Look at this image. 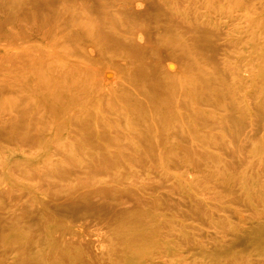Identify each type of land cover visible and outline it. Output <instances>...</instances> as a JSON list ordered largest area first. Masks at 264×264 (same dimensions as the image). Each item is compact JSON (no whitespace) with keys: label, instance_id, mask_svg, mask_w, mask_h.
<instances>
[{"label":"rangeland","instance_id":"1","mask_svg":"<svg viewBox=\"0 0 264 264\" xmlns=\"http://www.w3.org/2000/svg\"><path fill=\"white\" fill-rule=\"evenodd\" d=\"M8 2L21 8L8 26L12 50L33 54L21 47L28 30L59 34L80 51L78 60H95V74L83 72L81 78L91 83L88 99L100 108L89 110L97 121L91 126L81 100L79 109L67 108L59 132L28 156L34 164L20 173V162L0 164V260L26 259L5 244L7 230L16 229L41 239L46 260L61 241L83 264H264V61L263 52L255 50L264 45L259 35L264 0ZM0 5L6 4L0 0ZM220 5L224 11L219 15L214 8ZM249 6L262 18L252 12L246 19ZM109 35L135 42L140 51L109 44ZM91 36L100 40L102 59L98 46L91 47ZM43 42L33 45L34 54L44 55H37L39 60L74 68L53 41ZM117 53L127 56L126 63L144 58L156 82L171 68L180 81L190 80L171 84L176 92L172 110H150L152 100L135 94L137 78L129 73L99 70ZM26 69L24 62L13 67ZM65 94L52 92L42 101ZM135 97L141 105L137 111L125 105ZM1 101L9 108L4 123L11 116L16 124L5 130L15 140L0 138V148L31 154L20 139L46 133L37 114L32 116L35 108L16 93ZM21 110L30 117L21 116ZM175 110L186 121L169 126L158 119ZM133 115L151 121L153 130ZM166 142L176 150L163 153ZM49 223L67 225L74 234L46 239Z\"/></svg>","mask_w":264,"mask_h":264},{"label":"bare ground","instance_id":"2","mask_svg":"<svg viewBox=\"0 0 264 264\" xmlns=\"http://www.w3.org/2000/svg\"><path fill=\"white\" fill-rule=\"evenodd\" d=\"M2 1L6 5L5 7H2L0 5V122L4 124V125H0V138H3L8 142H13L15 140V138L10 136L11 134L8 135L5 133L6 129L8 130L9 127L16 124L14 122V119H11V116H9V120H6L7 121L6 123H4L3 121L5 120L4 118L5 113L7 109L9 108H8V103H5V101L3 102L1 101V97H3L7 93L9 94L16 93L17 95L24 97L25 101L30 102L35 108V110H33L34 114L32 116L34 117L37 114L35 116L36 121L39 122L47 130V131L45 130L46 133H43V134L40 133L38 134V136H35L33 139L28 137L27 135L24 136L23 138L20 137L21 138L20 142L22 143V147L23 148L25 147L29 153L32 152L31 154L25 153L23 151L21 152L19 149L15 150L16 152H19V154H16L14 153V151L6 150L3 147L0 148V164L5 166V164H7L8 162H11V163L20 162V165L17 171L18 173H20L23 170V168H25V166L34 164L33 160L29 159L28 156L35 155L33 152L37 151V149L41 145L47 142L50 143L51 139H53L54 133L59 132L57 131V129L59 128L60 121H61L60 116L64 113V111L67 108L70 109L72 108V106H76L79 109L81 107L80 105V100H81V102L83 103V104L81 103L82 106L88 109L87 110L88 113H86V117H85L86 124L88 123V125L91 126L92 123L97 124L96 123L97 121L95 120L96 118H94L93 115L89 114V110L92 112H95L99 110L100 107L96 105L94 102H93L94 104H91L90 99L92 98L89 97L88 99V94H90L91 96V91L89 92V90L92 88L91 87L92 85L91 83L85 82L81 78L83 72L86 75L89 73H91V75L95 74L94 73L96 71L95 66H94L95 60L94 62L93 61L91 62L90 60L88 62L83 61V60H78L79 58L77 56L80 51L76 48L68 47L67 40L59 36V34L57 33L53 35L52 33L50 34H44L43 32L36 33V32H31L30 30L24 33L25 35L22 37L23 42H22L21 47L23 48L22 50H29L31 52L33 51V54L31 53L30 55V53H28L25 56L24 55L22 56V54L21 55L17 54L15 50H12L11 48L12 46L8 42L9 36H10V31L8 29V26L14 23V20L10 17L14 16L15 14H19L21 8L12 7V5L9 4L8 0H2ZM139 6L140 5L138 3L137 7ZM248 8L249 9L247 10L246 15H245L246 19L251 20L250 18L252 17L251 16L252 12L258 18H262V14H261L262 12L258 13L257 11L254 10V8L252 9L251 6H249ZM223 11H224V7H222L221 5H220L219 10L218 8H214V12L216 14L218 13L220 15L222 14ZM243 11L244 10L240 12H243ZM29 19L27 18L26 20H29ZM20 27L21 26L19 25V23H17L16 28L20 29ZM259 32H260L259 33L260 38L263 37L264 39V27ZM252 35H254L255 37L256 33L253 32ZM91 38H92L91 47L98 46L99 51H100L98 54V57L102 59L103 54L101 52L102 51L101 47H99L100 40H98V38H95L94 36H91ZM43 40L46 42L53 41L54 44H52V47L55 46L57 47L58 51L60 50L61 54L70 56V65H73L74 68H72L71 70H68L67 67L70 68L68 64H59L58 62H47L41 59L39 60L37 55H39V57L41 58L44 55L41 56L40 52L38 54L37 53L34 54L36 49H35V46L33 45H35V43H44ZM108 43L113 44V45H119V46H128L130 48L137 49L136 48L137 45H135L134 47L132 44L135 42L121 40L119 38L113 37L112 35H109ZM252 44L253 45L256 44L255 39L253 40ZM8 47L11 50H9ZM105 48H106V45H105ZM255 50L256 51L261 50L263 52L260 58L263 59L264 61V45L262 47L256 46ZM137 51H140V50L137 49ZM126 57L127 56L122 53H117L115 55L109 56V64H102V65L100 64L98 66L99 70L104 71V69H106L108 71L109 70L111 71L112 68H115L118 74L123 75L124 72L129 73V76L132 75V78L133 77L137 78V84L134 86L135 91H136L135 94L138 93L137 94L138 96L140 95V96H143V97H146L152 100L151 105L152 103L153 105L151 106L152 108L150 110L155 109L156 106H158V110H159V106H160V109L165 110V111L172 110V105L176 102V95H175L176 92L174 91V88H172L171 84L175 85L181 82L180 85L182 86L186 82L189 83L190 80L188 78H185L184 79L185 81L183 82L180 81L181 77L177 69L171 68L170 72H165V73L163 72L161 74V78L157 80L156 82V79L155 78L153 79L149 75L150 69L146 65L144 58H140L141 59L140 61H136L135 59L129 60L126 63ZM99 58H96V59L100 60ZM36 59L39 61H37ZM90 59L92 60L94 58H90ZM122 61H124L125 63H123L119 67L118 65L113 66L112 64V62H122ZM23 62L26 63V67H27L26 71L16 72L13 70L14 66L19 65ZM3 68H5L6 70H3ZM29 71H33V72L30 73ZM110 73L111 72H109V74L106 73L107 74L106 76L109 80H112L113 77ZM30 74H34L36 76L33 78L29 76ZM74 77H77V78H74ZM56 78H58L57 80L58 82L55 81ZM71 78H73L74 80L71 84H67L66 82H63V83L59 82V79L69 80ZM52 92H63V93H66L67 95L69 94L70 97L65 98L66 96L65 94V96L61 95L59 97H56V100L50 98V100L47 101V103L43 102L42 99L45 97L47 98V95L49 96L50 93ZM87 92L89 93L87 94ZM126 99H128V97ZM200 100L205 103H208V101H205L204 99H200ZM125 105L130 108L134 107L136 111L141 109V105L139 104L137 97L133 98V100H131L130 98V100H128ZM190 109L191 107L189 108V110ZM19 112H21L19 114H21V116L25 118L30 117L29 113H26L25 110H21ZM192 113L195 114V116L198 118H201L203 114L200 112H196L194 110ZM134 115L132 116L133 119L137 121L141 126L149 129L150 131L153 130V128H151L152 127L151 121H148L145 118L135 117ZM158 117H159L158 119H161V121L167 123V125L169 126L175 121H183V122L186 121L184 116H182L180 112H178L177 110L173 111V113L169 116H159L158 115ZM30 122H33V121H30ZM48 131L50 132L47 133ZM152 143L154 145V141L153 142L151 141V144ZM170 144L171 143H168V142L164 144V146L162 147L163 153L176 150L177 148L176 145L174 147V145L171 146ZM58 149L60 148L58 147ZM58 149L56 150L58 151ZM46 165L49 166V163H47ZM48 226L49 228H47V232L44 235L46 239L52 238L53 236H55V234H61L63 236H71L72 234H74L73 233L74 231L71 230L69 226L64 225V224L54 225L53 223H49ZM262 237H264V235ZM5 244H7L8 246L14 245L13 252L23 253L24 255H22V257L24 256L26 257V259L19 258V259H15L14 262H9L8 260L3 258L0 260V264H83L82 259L80 257L78 256L74 257V254L72 252V247L66 246L64 243H61V241H58L57 243H55L56 248L53 250V253H52L53 255L51 259L46 260L43 254V243H41V239L35 240L32 237H25L23 236V234H20L16 229L7 230Z\"/></svg>","mask_w":264,"mask_h":264}]
</instances>
